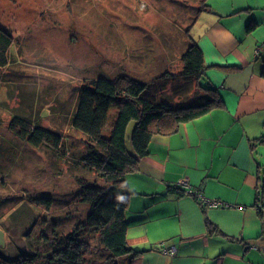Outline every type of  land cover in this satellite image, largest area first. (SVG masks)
I'll return each mask as SVG.
<instances>
[{"label":"rangeland","instance_id":"374dc122","mask_svg":"<svg viewBox=\"0 0 264 264\" xmlns=\"http://www.w3.org/2000/svg\"><path fill=\"white\" fill-rule=\"evenodd\" d=\"M199 3L0 0V24L12 35L13 60L0 68V228L5 232L0 252L6 261L26 250L43 252L44 234L66 232L84 213L75 171L67 167L70 155L15 137L9 129L12 115L39 117L67 143L78 142L70 115L79 87L97 76L123 72L149 82L160 77L152 84L158 98L184 102L176 91L184 79L178 74L180 56L193 41L185 27ZM164 71L172 76L161 78ZM199 94L191 86L186 102ZM126 142L131 145L129 137ZM41 196H51L48 207Z\"/></svg>","mask_w":264,"mask_h":264},{"label":"crops","instance_id":"0c3cea01","mask_svg":"<svg viewBox=\"0 0 264 264\" xmlns=\"http://www.w3.org/2000/svg\"><path fill=\"white\" fill-rule=\"evenodd\" d=\"M206 3L188 33L223 104L151 135L126 175L140 252L123 264H264V0Z\"/></svg>","mask_w":264,"mask_h":264},{"label":"trees","instance_id":"16d2710c","mask_svg":"<svg viewBox=\"0 0 264 264\" xmlns=\"http://www.w3.org/2000/svg\"><path fill=\"white\" fill-rule=\"evenodd\" d=\"M206 1L200 0L193 11L185 27L186 35L199 13L211 10ZM11 44V33L0 24V68L13 61ZM180 62L178 74L184 79L178 82L176 91L183 94L184 102L158 98L152 84L160 77L149 82L123 72L83 83L70 115V125L80 135L78 142L67 143L61 134L42 126L39 117L12 115L9 129L15 137L35 147L44 145L55 153L70 155L67 167L75 171L77 201L84 213L66 232L52 229L50 235L44 234L42 240L47 248L43 252L26 250L10 261L0 252V264H120L125 254L131 252L135 256L140 252L126 241L125 208L131 193L126 175L149 152L152 134L175 131L179 122L223 104L217 88L204 78L205 66L196 42L183 50ZM168 75L172 73L164 71L160 76L165 79ZM261 75L264 77V60ZM191 86L200 94L196 100L186 102ZM127 137L131 145L127 144ZM258 140L264 142V136ZM40 198L47 207L52 202L51 196Z\"/></svg>","mask_w":264,"mask_h":264},{"label":"built area","instance_id":"2783aa9c","mask_svg":"<svg viewBox=\"0 0 264 264\" xmlns=\"http://www.w3.org/2000/svg\"><path fill=\"white\" fill-rule=\"evenodd\" d=\"M179 185H186L185 182H179L178 183ZM185 192L188 193V194H195V195H199L198 192H196L195 190L191 189V188H186L185 189ZM210 204H218L219 201L217 200H211V201H208ZM170 252H173V250H170Z\"/></svg>","mask_w":264,"mask_h":264},{"label":"water","instance_id":"95a60500","mask_svg":"<svg viewBox=\"0 0 264 264\" xmlns=\"http://www.w3.org/2000/svg\"><path fill=\"white\" fill-rule=\"evenodd\" d=\"M5 244V233L2 228H0V245L3 246Z\"/></svg>","mask_w":264,"mask_h":264}]
</instances>
